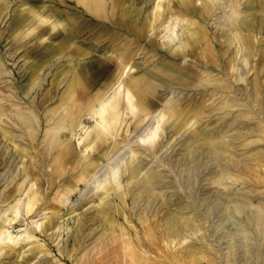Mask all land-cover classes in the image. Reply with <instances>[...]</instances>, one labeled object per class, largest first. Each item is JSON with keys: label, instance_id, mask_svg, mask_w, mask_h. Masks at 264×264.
Returning a JSON list of instances; mask_svg holds the SVG:
<instances>
[{"label": "rangeland", "instance_id": "1", "mask_svg": "<svg viewBox=\"0 0 264 264\" xmlns=\"http://www.w3.org/2000/svg\"><path fill=\"white\" fill-rule=\"evenodd\" d=\"M228 1L0 0V264H112L127 241L133 264H264V0H237L238 41ZM120 74L147 115L120 88L97 129L87 115ZM63 115L79 124L56 144Z\"/></svg>", "mask_w": 264, "mask_h": 264}, {"label": "bare ground", "instance_id": "2", "mask_svg": "<svg viewBox=\"0 0 264 264\" xmlns=\"http://www.w3.org/2000/svg\"><path fill=\"white\" fill-rule=\"evenodd\" d=\"M210 2H213V0H210ZM228 8V10H226L225 12V18L229 24V30H232L233 33V37L237 39V41L241 38V35L239 33V30L237 29V23L239 22L238 20L243 18V13L241 12L242 10L239 9L238 7V1L237 0H229L227 4H225V7H223V9ZM153 9V8H152ZM205 10H208V7L205 8ZM244 11V10H243ZM152 12V11H151ZM246 16V15H245ZM223 17V16H222ZM151 18V17H150ZM258 21V20H257ZM178 26V24H176ZM241 25V24H240ZM171 25H168L167 28L165 30H168V36H167V40L171 42V44H175L174 46L177 47H181L184 45H187V43L189 42H197L198 44H200L201 47V52H202V57L206 60H212L214 58V52L213 49L211 47V45H209L204 39H201L198 35V33L193 30L190 33H187L185 35H183V30H181L180 33L177 32V28L175 27V25L172 27H170ZM171 28V29H170ZM225 28V27H224ZM164 29V28H163ZM165 32V31H164ZM200 33L202 34V32L200 31ZM242 33V32H241ZM203 35V34H202ZM246 35V34H245ZM246 38V37H245ZM186 39V40H184ZM242 39V38H241ZM255 40V39H254ZM187 42V43H186ZM240 42V41H239ZM241 43V42H240ZM250 43V41H249ZM254 45V44H253ZM187 50V49H186ZM242 51V50H241ZM187 52V51H186ZM239 54V53H238ZM257 56V55H256ZM242 57V56H241ZM236 59V58H235ZM234 59V60H235ZM246 59V58H245ZM245 63L247 64V61L244 60ZM55 63V62H54ZM244 63V64H245ZM51 64V63H50ZM185 66V65H183ZM168 68H171L168 66ZM175 68V67H174ZM49 69V68H48ZM171 70V69H170ZM173 71H175L177 74H181V69L175 68L173 69ZM48 72V71H47ZM125 75V74H124ZM127 75V73H126ZM125 75V76H126ZM121 76L122 74H120L117 79H115V81H113L112 83H110L109 85H106L105 87H103L101 89V91L98 93V95L95 97V104L93 105V107L90 110V114L88 113L87 117H92L95 122H96V127L97 129H105V131H111L112 130V122H116V119L118 117V111H119V104L117 102V95L118 92L120 93V88L121 90H123L124 92V98L126 101V106L127 109L129 110L130 113H132L133 115H139L140 117V121H142L143 119H145L146 115H147V110L144 109L140 103L142 104H147V106H149L150 103L148 102V98L146 97L147 95L145 94L144 91H146L145 89H141L137 91V97L135 96V94L133 93V89H132V84L126 80L125 82L120 81L121 80ZM207 77V75H206ZM209 77V75H208ZM210 78H205L203 81L209 82ZM217 81V80H216ZM213 82V81H212ZM228 82V81H227ZM211 83V82H210ZM208 83V84H210ZM118 84V86H116ZM122 85V86H121ZM201 85V84H200ZM213 85V84H212ZM205 86V85H204ZM146 88H150L149 85H145ZM219 87V86H218ZM43 92V91H42ZM223 93V92H222ZM173 94V93H172ZM14 96V94H13ZM168 98V97H167ZM20 104V103H19ZM140 105V108H139ZM262 105V104H261ZM171 108V107H170ZM139 109H141L139 111ZM137 110L140 112L138 113ZM64 111V110H63ZM14 112V111H13ZM65 112V111H64ZM68 112H70L68 110ZM22 114V113H21ZM53 116V115H52ZM164 115H161V118H163ZM58 117V116H57ZM250 117V116H249ZM86 118V117H85ZM31 119V118H30ZM77 120V119H76ZM31 121V120H30ZM45 121V120H44ZM78 121V120H77ZM68 122V123H67ZM79 123H74L73 120L69 121L66 120V116H61L60 119L57 118V120L54 122V126H52L53 130L52 132L50 130L47 129V134H49L50 136V140H52L53 143H57V136H58V131H60L62 128H66V127H75L76 125H78ZM50 125V124H49ZM69 125V126H68ZM85 127V126H84ZM161 127V125L159 124V121L156 123L155 125V129L151 132L150 135H148L149 137H147L146 140H153V138L155 136H157L159 133L157 132ZM32 128V127H31ZM83 128V127H82ZM21 129V128H20ZM50 129V128H49ZM11 130V129H10ZM65 130V129H64ZM99 130V131H100ZM67 131V130H66ZM72 133V132H71ZM96 133V131L94 132ZM60 134V133H59ZM97 134V133H96ZM95 134V135H96ZM137 135V134H136ZM194 136V134H193ZM36 137V136H35ZM68 137V136H67ZM131 137V136H130ZM62 140V139H61ZM144 140V139H141ZM51 142V143H52ZM250 142V141H249ZM29 144V143H28ZM33 145V144H32ZM26 146V145H25ZM46 147V146H45ZM43 148V147H42ZM52 148V147H51ZM36 149V148H35ZM46 152V150H45ZM151 152V151H150ZM70 151L66 150L65 154L69 155ZM46 154V153H45ZM39 155V154H38ZM37 156V155H36ZM45 156V155H44ZM211 157V156H210ZM37 158V157H36ZM52 160V159H51ZM39 161V160H38ZM21 162V161H20ZM93 163V162H92ZM37 164V163H36ZM45 164V163H44ZM136 167V166H135ZM48 168V167H47ZM133 168V167H131ZM137 169V168H136ZM93 170V169H92ZM151 170V169H150ZM84 172V171H82ZM110 172V171H109ZM137 172V171H136ZM148 174V173H147ZM96 175V174H95ZM94 177V176H93ZM144 197V196H143ZM20 203V201H19ZM22 206V205H21ZM17 207V206H16ZM18 208V207H17ZM31 208V207H30ZM22 209V208H21ZM29 210V208H28ZM110 213V212H109ZM173 218V216H172ZM181 218V217H180ZM53 219V218H52ZM183 219V218H182ZM9 220V219H8ZM104 222V220H103ZM177 222V221H176ZM9 223V222H8ZM26 223V222H25ZM85 223V222H84ZM108 223L112 224L113 220L112 219H108ZM115 223V222H114ZM94 224V223H93ZM46 225V224H45ZM177 225V224H176ZM28 226V225H27ZM189 226V225H188ZM6 230V229H5ZM179 230V229H178ZM10 231V230H9ZM116 231V230H115ZM162 229L160 230L161 233ZM154 232V231H153ZM167 234L172 235L175 234L174 231H172L170 228H167L166 230ZM159 233V234H160ZM22 234V233H20ZM154 234V233H153ZM156 234V233H155ZM116 235V234H115ZM144 235V234H143ZM149 235L152 236V233ZM159 236V235H158ZM8 237V236H7ZM145 237V236H144ZM116 236L114 238H112V242L113 240H115ZM147 239V238H146ZM145 239V240H146ZM162 239V238H160ZM19 240V239H18ZM143 241V240H142ZM151 241V240H150ZM6 242V241H5ZM137 242V241H136ZM147 242V241H146ZM4 243V242H3ZM127 248L125 249L126 252L124 254V256L121 258V262H119L118 260L116 261V263H112V264H133L134 263V258L139 254L136 250L135 247L130 243V241L125 242ZM138 243V242H137ZM10 244V243H9ZM112 244V243H111ZM116 244V242H115ZM134 244V243H133ZM151 244V242H150ZM5 245V244H4ZM13 245V244H12ZM123 245V244H122ZM138 245V244H137ZM6 246L9 247V249L11 248L10 245H8L6 243ZM14 246V245H13ZM23 246V245H22ZM117 246V245H116ZM24 247V246H23ZM118 247V246H117ZM100 247V251H101ZM111 248V247H110ZM114 248V247H113ZM149 248V247H148ZM1 249V248H0ZM16 249V248H15ZM103 249V248H102ZM106 249V248H105ZM104 249V250H105ZM116 249V247H115ZM138 250V249H137ZM149 250V249H148ZM99 251V252H100ZM106 251V250H105ZM104 251V252H105ZM115 251V250H114ZM175 251V250H174ZM21 252V251H20ZM19 252V253H20ZM103 252V251H102ZM109 251L107 250V255L110 253H108ZM112 252V251H111ZM1 253V252H0ZM117 253V251H116ZM143 253V252H142ZM104 254V253H103ZM18 255V254H17ZM20 255V254H19ZM69 255V254H68ZM86 255V254H85ZM101 255V254H99ZM106 255V256H107ZM195 253H192V256H194ZM102 256V255H101ZM100 256V257H101ZM118 256V255H117ZM109 257V255H108ZM113 258V256H112ZM100 259V258H99ZM108 259V258H107ZM106 261H109L107 260ZM115 259V258H114ZM101 260V259H100ZM103 260V259H102ZM105 260V259H104ZM99 261V260H98ZM112 261V260H110ZM145 261V260H144ZM149 261V260H148ZM153 261V260H152ZM104 262V261H103ZM114 262V260H113ZM137 262V260H136ZM107 264V263H105ZM110 264V263H109Z\"/></svg>", "mask_w": 264, "mask_h": 264}]
</instances>
